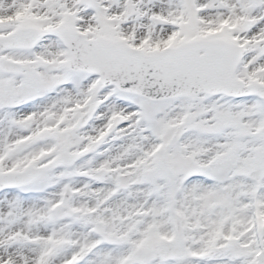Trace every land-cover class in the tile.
<instances>
[{"label": "snow or ice", "instance_id": "6c2138e0", "mask_svg": "<svg viewBox=\"0 0 264 264\" xmlns=\"http://www.w3.org/2000/svg\"><path fill=\"white\" fill-rule=\"evenodd\" d=\"M0 264H264V0H0Z\"/></svg>", "mask_w": 264, "mask_h": 264}]
</instances>
